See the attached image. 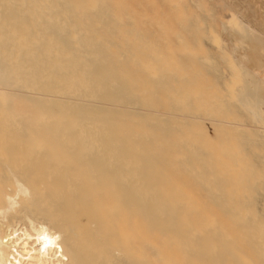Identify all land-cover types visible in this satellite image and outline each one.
I'll list each match as a JSON object with an SVG mask.
<instances>
[{
  "label": "rangeland",
  "instance_id": "obj_1",
  "mask_svg": "<svg viewBox=\"0 0 264 264\" xmlns=\"http://www.w3.org/2000/svg\"><path fill=\"white\" fill-rule=\"evenodd\" d=\"M76 4L0 0V38L5 39L0 61L24 63L16 73L30 69L35 58L25 56L48 40L51 53L45 57H62L67 64L61 71L80 77L78 86L51 95L68 101L86 93L97 112L111 114L121 127L117 142L128 137L135 166L153 162L145 176L158 181L166 174L168 183H177L172 207L157 204L171 192L161 187L147 192L154 197L151 214H172L176 264H244L246 256L262 264L263 238L252 243L241 230L257 225L264 231V105L256 107L253 96L244 102L239 95L245 82L264 95V72L252 55L254 40L261 39L257 52L264 62V0ZM65 39L71 40L67 49ZM95 65L107 73L98 83L89 78ZM54 79L45 77V85ZM34 85L22 79L13 89L29 91ZM110 91L115 93L102 97ZM9 115L0 118L6 122ZM25 115L28 125L54 117H34L29 110L12 122L21 124L18 119ZM234 209L242 228L232 220ZM150 244L157 249L166 243ZM167 255L165 248L158 254L149 250L146 264H165Z\"/></svg>",
  "mask_w": 264,
  "mask_h": 264
},
{
  "label": "bare ground",
  "instance_id": "obj_2",
  "mask_svg": "<svg viewBox=\"0 0 264 264\" xmlns=\"http://www.w3.org/2000/svg\"><path fill=\"white\" fill-rule=\"evenodd\" d=\"M76 1L77 6L83 1L89 8L101 0ZM43 42L35 53L31 49L30 55H24L35 58L30 69L16 73L15 68H23L24 63L6 66L0 61V114H10L6 122L0 118V264H146L149 250L158 254L164 248L165 264H176L177 255L170 248L177 231L172 214H151L154 197L147 192L161 187L174 194L157 199L158 205L169 207L177 199V183H168L166 174L158 181L145 176L153 162L148 159L144 167L135 166L138 160L130 152L128 137L117 142L121 127L111 114L97 112V106L85 99L86 93L68 101L51 95L55 89L78 86L80 77L61 71L67 64L62 57L46 58L50 42ZM70 42L65 39L64 49ZM252 46L253 62L262 73L263 56L257 51L263 41L255 39ZM53 75L52 83L45 85L44 78ZM106 76L98 65L89 74L95 83ZM22 79L34 81V87L13 89ZM248 84L240 100L253 96L256 107L264 105V95ZM113 93L103 92L102 97ZM29 110L34 117H54L34 125L24 123L26 115L18 119L21 124L12 122ZM237 211L231 212L232 220L242 228ZM245 228L241 233L248 241L263 238L258 256L264 264V231L257 225ZM155 241L166 244L155 249L150 244ZM244 264H252L248 256Z\"/></svg>",
  "mask_w": 264,
  "mask_h": 264
}]
</instances>
